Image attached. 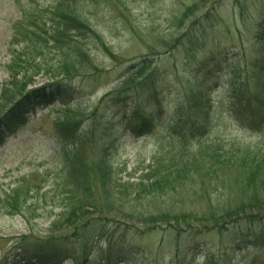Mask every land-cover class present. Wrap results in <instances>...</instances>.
<instances>
[{
	"label": "rangeland",
	"instance_id": "374dc122",
	"mask_svg": "<svg viewBox=\"0 0 264 264\" xmlns=\"http://www.w3.org/2000/svg\"><path fill=\"white\" fill-rule=\"evenodd\" d=\"M63 1L65 5L68 1L75 2L77 12L100 35L112 54L94 41L90 34L80 39L81 48L88 51L90 59H87L89 65L84 68L85 74L73 79L75 91L80 95L78 99H81V109L86 111L80 114V122L76 127H70L65 133L60 131V119L57 118L76 110V107L57 102L47 108H35L27 112L21 122L15 123L1 136L0 191H6L20 181L27 180V187L32 186L30 196L35 211L26 214L29 219L27 222L20 215L8 216L0 210V264H40L18 263L19 258L15 255L13 245L16 238L24 234H47L49 222L60 212V208L56 207L59 202L52 199V194L62 161L66 157L63 148L74 159L91 161L106 157L112 167L126 164L127 172H131L133 166L146 164L154 154L157 148L152 135L136 138L127 124L132 118V109H112L99 122L90 115L106 92L124 86L121 80L125 72L136 71V68H131L132 65L149 55L155 56L153 67H157L160 74L156 83L145 91L156 97L152 96L145 102L144 110L152 112L158 102L162 105L161 112L157 113V109L154 112L152 134H180L177 128L170 129L168 126L171 111L182 105L184 91L207 78L209 85H206V89L217 105L219 133L240 147L264 149V121L260 122L256 115L260 102H251V114L241 117L234 116L231 104H228L233 83H236L243 95H264V0H206L194 15L184 19V11L200 0ZM56 3L57 0H0V94L4 86L8 87L10 79L4 67L10 59L9 46L13 39L14 25L20 22L23 13L28 17L33 13L40 15ZM205 12L206 18L200 22L198 18ZM195 20L197 24L192 29L191 41L182 38L178 41L179 45L173 44L171 50L161 47L163 42L177 39L174 37L180 36L188 23ZM180 21L182 23L179 25ZM14 47L21 51L20 46ZM189 47L194 53L188 52ZM57 53L50 49L45 51L42 58H38L36 62H39L40 69H35L38 75L33 78L34 85L49 78L45 68L56 65L60 58V53L59 56ZM93 67H97L96 71ZM219 101L223 102L222 108ZM140 103L143 104L142 101ZM164 107L171 108L169 113V109L166 111ZM75 138L79 141L74 143ZM126 176L124 173V179ZM219 183L212 181L209 188V197L214 204L218 201L216 195L221 193ZM214 187L218 188V192L211 190ZM205 191L193 186L158 197L149 205L171 207L168 209L173 211L204 212L208 208ZM194 192L202 199L195 196ZM95 196H98L97 191ZM230 198V202L237 200L234 194ZM142 202L146 206L144 200ZM122 216L118 219L120 222L124 220ZM109 230L113 236L112 241L122 244L121 251L125 256L102 257L101 249H107L104 238L90 255L81 259L80 264H194L192 256L186 251L187 246L180 247L179 252L176 250L177 238L172 237L166 225L142 229V232L137 233L133 228L110 224ZM199 235V241H207L210 253L215 258H219L223 251V256L231 258L232 251L229 248L232 242L237 249L236 257L232 259L234 262L264 264V237L241 238L234 243L229 234L215 230ZM178 238L183 239L184 236ZM203 257V251L198 252L194 262L203 264ZM58 264L75 262L72 258H66Z\"/></svg>",
	"mask_w": 264,
	"mask_h": 264
},
{
	"label": "trees",
	"instance_id": "16d2710c",
	"mask_svg": "<svg viewBox=\"0 0 264 264\" xmlns=\"http://www.w3.org/2000/svg\"><path fill=\"white\" fill-rule=\"evenodd\" d=\"M205 1L200 0L188 7L183 19L194 15ZM206 13L198 18L200 22L206 18ZM19 21L21 25L13 27L10 59L4 67L10 79L8 87L4 86L0 94V138L5 130L21 122L27 112L35 108H47L57 102L76 107V110L57 118L60 119V131L65 133L70 127H76L80 122V114L86 112L81 109L80 95L73 85L74 77L85 74L84 68L89 65L87 59H90L88 51L81 48L80 39L90 34L109 54L112 53L100 35L77 12L74 1H68L65 5L63 0H57L53 7L40 15L33 13L28 17L23 13ZM196 24V20L189 22L186 30L174 37L177 39L163 42L161 47L171 50L173 44L179 45L178 41L182 38L191 41L192 29ZM15 45L20 46L21 51H17ZM50 49L59 52L60 58L56 65L45 68L49 78L34 85L33 78L38 75L35 69H40L36 61ZM188 52L194 53L191 47ZM150 56L132 65L131 68H136V71L125 72L121 80L124 86L106 92L90 115L99 122L112 109H132L128 126L136 138L151 134L156 151L146 164L131 167V173L127 172L126 164L112 167L106 157L91 161L74 159L63 148L66 157L62 161L52 194V199L59 202L56 207L60 208V212L49 222L47 234H24L16 238L13 249L19 258L18 263L58 264L66 258H72L75 264H80L81 259L90 255L104 238L107 249H101L102 257L122 256V244L112 241L110 224L133 228L137 233L142 232V229L166 225L172 237L177 238L176 250L179 252L180 247L187 246L186 251L192 256L194 264L195 256L200 251L204 255L203 264H237L233 261L237 249L232 242L229 248L232 251L231 258L223 256L224 251L220 252L222 255L219 258H215L210 253L207 241H199L200 233L215 230L229 234L234 243L241 238L264 237V149L240 147L219 133L217 105L206 89V85H209L207 78L184 91L182 105L171 111L168 126L170 129L177 128L180 134H152L154 112L156 109L157 113L161 112L162 105L158 102L152 112L144 110L145 102L152 96L156 97L150 91L148 94L145 91L156 83L160 74L158 68L153 67L155 56ZM93 68L96 71L97 67ZM230 95L228 104H231L234 116L251 114V102L259 101L256 115L260 122L264 121L262 93L244 96L233 83ZM219 105L222 108L223 102L219 101ZM163 109H169L168 113L171 110L170 107ZM76 141L79 139L75 138L73 142ZM124 173L127 174L126 179ZM26 181L22 180L13 188L0 191V210L4 215H20L28 222L26 214L33 213L35 206L30 196L32 186L27 187ZM212 181L220 182L221 187V193L216 195V204L209 197ZM193 186L207 190L204 193L208 196V208L204 212L173 211L168 209L171 207L149 205L158 197ZM211 190L218 192L217 187ZM95 191L98 196H95ZM194 194L202 199L200 195ZM232 194L236 195L237 200L230 202ZM143 200L146 206L142 204ZM119 214L123 215V222L118 220ZM181 236L184 238L179 239Z\"/></svg>",
	"mask_w": 264,
	"mask_h": 264
}]
</instances>
